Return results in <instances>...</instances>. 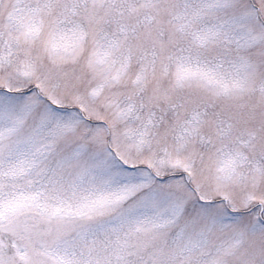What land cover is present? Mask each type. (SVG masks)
Returning <instances> with one entry per match:
<instances>
[{"label":"snow or ice","instance_id":"6c2138e0","mask_svg":"<svg viewBox=\"0 0 264 264\" xmlns=\"http://www.w3.org/2000/svg\"><path fill=\"white\" fill-rule=\"evenodd\" d=\"M0 264H264V0H0Z\"/></svg>","mask_w":264,"mask_h":264}]
</instances>
